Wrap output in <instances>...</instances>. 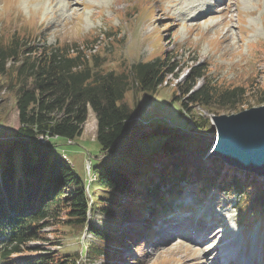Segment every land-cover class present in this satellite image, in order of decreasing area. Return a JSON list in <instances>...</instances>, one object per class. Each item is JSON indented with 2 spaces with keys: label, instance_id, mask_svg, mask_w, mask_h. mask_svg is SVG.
I'll list each match as a JSON object with an SVG mask.
<instances>
[{
  "label": "trees",
  "instance_id": "16d2710c",
  "mask_svg": "<svg viewBox=\"0 0 264 264\" xmlns=\"http://www.w3.org/2000/svg\"><path fill=\"white\" fill-rule=\"evenodd\" d=\"M112 31L109 27L101 34L92 33L81 43L50 45L41 33L0 30V90L14 94L19 123L10 139L0 141L2 264H75L72 256L59 260L52 253L14 259L32 252L26 246L42 240L43 229L52 225L63 228L59 233L64 236H92V242L86 247L83 243L77 254L85 255L89 264L100 258L101 264H121L128 244L137 250V241L154 233L170 205L167 200L182 182L194 184L201 194L244 193L250 208L264 212V178L229 167L219 158H206L211 145L207 121H189V131L199 130L204 137L166 126L142 134L144 125L134 108L139 94L155 95L169 74L178 78V65L165 56L129 65L120 58L117 68L108 66L102 54L108 47L96 50V46L100 41L114 43ZM206 68L190 67L183 84L177 85L184 98L183 114L196 105L216 115L244 111L246 90L212 80ZM132 92L137 98L134 107L126 102ZM258 102L264 104V98ZM91 112L97 122L95 140L112 157L96 175L95 182L103 190L97 201L87 193L88 184L55 150L60 145L56 141L82 136ZM155 135L164 139L153 144ZM41 137H49L48 143L43 144ZM98 213L110 221L103 229L93 222ZM122 219L128 221L130 231L118 230ZM66 230L69 233H63ZM125 260L123 264H128L130 259Z\"/></svg>",
  "mask_w": 264,
  "mask_h": 264
},
{
  "label": "rangeland",
  "instance_id": "374dc122",
  "mask_svg": "<svg viewBox=\"0 0 264 264\" xmlns=\"http://www.w3.org/2000/svg\"><path fill=\"white\" fill-rule=\"evenodd\" d=\"M198 7L203 13L190 18L186 9ZM109 27L116 35L115 42L108 45L100 41L96 46V50L108 47L101 50L108 66L117 68L120 58L129 65L165 56L178 65L179 77L169 76L155 95L141 92L137 99L133 92L127 94L129 105L134 107V99L138 100L134 108L144 125L142 134L166 126L204 137L203 131V134L199 130L189 131L190 118L195 123L201 119L205 122L213 115H228L212 114L201 106L200 110L191 106L193 111L183 114L184 98H180L177 85L183 84L193 66L208 67L206 71L212 80L242 86L247 93L242 109L264 106L258 102L264 98V0H0V30L41 33L50 45L81 43L86 36L101 34ZM96 123L91 112L82 136L74 144L56 141L58 145L63 143L55 148L56 152L67 155L74 172L85 184L89 183L86 172L89 157L95 175L101 174L112 159L95 141ZM18 127L15 96L0 90V141L10 139ZM163 137L155 135L151 143ZM148 149L149 146L145 151ZM195 188L194 184L182 182L167 200L170 206L155 224L154 233L145 236L142 242L138 240L137 250L128 244L119 262L123 264L126 258L130 259L128 264H222L221 259L229 253L237 263L264 264V215L258 213V218H252L254 212L243 204L245 199L237 192L204 195ZM90 193L97 201L103 190L93 182ZM204 220L211 221L209 226H205ZM93 222L103 229L110 221L98 213ZM129 226L124 219L118 230L128 232ZM60 231L63 228L55 225L45 228L42 240L28 244L33 251L14 259L52 253L55 259L72 256L75 264H89L85 255L81 258L77 254L82 252L83 239L86 247L92 236L86 233L79 239L64 236ZM101 259L92 264H101L104 261Z\"/></svg>",
  "mask_w": 264,
  "mask_h": 264
},
{
  "label": "water",
  "instance_id": "95a60500",
  "mask_svg": "<svg viewBox=\"0 0 264 264\" xmlns=\"http://www.w3.org/2000/svg\"><path fill=\"white\" fill-rule=\"evenodd\" d=\"M214 121L210 156L231 167L264 176V106L216 116Z\"/></svg>",
  "mask_w": 264,
  "mask_h": 264
},
{
  "label": "bare ground",
  "instance_id": "6f19581e",
  "mask_svg": "<svg viewBox=\"0 0 264 264\" xmlns=\"http://www.w3.org/2000/svg\"><path fill=\"white\" fill-rule=\"evenodd\" d=\"M186 11H187V14H188V16L190 17V18H195V17H197V16H200V14H201V12L203 13V9L201 8V7H198V8H190V9H186ZM243 112V111H242ZM228 116V115H227ZM204 225V224H203ZM209 226V223H207V224H205V226ZM220 249V248H219ZM236 261H238L237 259H236ZM235 261V262H236ZM242 262V261H241ZM241 262H239V263H237L236 262V264H242ZM243 264H245L244 262H243Z\"/></svg>",
  "mask_w": 264,
  "mask_h": 264
},
{
  "label": "built area",
  "instance_id": "2783aa9c",
  "mask_svg": "<svg viewBox=\"0 0 264 264\" xmlns=\"http://www.w3.org/2000/svg\"><path fill=\"white\" fill-rule=\"evenodd\" d=\"M197 110H198V109H197ZM201 112H202V111H201ZM202 113H204V112H202ZM208 115H209V114H208ZM209 116H210V115H209ZM209 116H208V117H209ZM212 118H213V117H211L210 119H212ZM41 140H42L43 143H46V142L48 141V137H46V138H45V137H41Z\"/></svg>",
  "mask_w": 264,
  "mask_h": 264
}]
</instances>
